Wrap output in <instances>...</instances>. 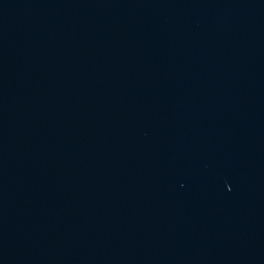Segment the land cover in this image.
<instances>
[{
  "label": "water",
  "instance_id": "95a60500",
  "mask_svg": "<svg viewBox=\"0 0 264 264\" xmlns=\"http://www.w3.org/2000/svg\"><path fill=\"white\" fill-rule=\"evenodd\" d=\"M0 264H264V0H0Z\"/></svg>",
  "mask_w": 264,
  "mask_h": 264
}]
</instances>
